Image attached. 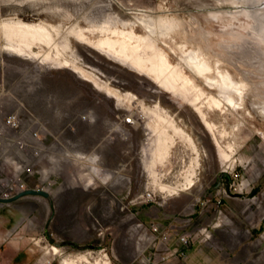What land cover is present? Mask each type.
Segmentation results:
<instances>
[{"label":"rangeland","instance_id":"1","mask_svg":"<svg viewBox=\"0 0 264 264\" xmlns=\"http://www.w3.org/2000/svg\"><path fill=\"white\" fill-rule=\"evenodd\" d=\"M249 5L246 9L217 0H0V21L43 23L49 30L53 26L50 32L58 48L66 45L63 58L120 95L117 100L97 90L71 66L54 68L12 55L0 35V128L13 112L22 122L21 131L5 130L0 135V181L21 180L49 194L48 199L30 196L0 208L24 212L29 219L10 240L23 237L50 248L77 245L72 247L76 257L60 252L53 256L49 248L52 264L63 260L88 264L80 255L89 263L137 264L142 231L138 224L155 219L176 235H189L187 260L178 264H194L191 254L199 257L196 264H264V113L258 108L264 98V74L252 73L245 79L232 56L217 48L235 40L236 33L246 36L242 27L246 18L240 14L231 19L230 14L261 11L256 4ZM218 13L226 19H214ZM78 31L92 41L116 39L120 31L147 37L150 31L148 38L172 64H183L180 47L202 48L212 55L211 63L221 58V67L235 82L244 80L243 101L233 94L234 104L221 110L202 105L214 139L186 95L166 92L144 72L83 43L76 37ZM185 72L209 91L189 69ZM156 111L173 120L198 150L193 185L173 195L160 193L157 183H183L182 174L194 154L186 142L174 137L167 155L156 159L151 134ZM129 116L135 125L125 122ZM33 131H38V139L31 138ZM166 132L172 135L170 129ZM219 150L229 155L228 162L222 161ZM27 167L32 173L24 171ZM146 194L154 201H145L141 196ZM21 218L17 217L18 223ZM79 227L87 232L82 242L68 235ZM203 228L210 231L209 239L200 235ZM18 262L31 264L27 257Z\"/></svg>","mask_w":264,"mask_h":264},{"label":"bare ground","instance_id":"2","mask_svg":"<svg viewBox=\"0 0 264 264\" xmlns=\"http://www.w3.org/2000/svg\"><path fill=\"white\" fill-rule=\"evenodd\" d=\"M217 1L221 3L227 2L228 4L230 3L233 5L242 4L246 9L248 8L247 4L251 5H249V8H253V5L256 4L254 7L261 10L260 12H257L256 10H244L230 14V16H232L231 19H237V16L240 14L246 18L245 24L242 27L247 30V34L246 36H240L236 33L233 35L235 40L227 41L226 44L219 43L217 48H220L223 51L225 50L230 56H232V61L239 64V68L237 69H239V72H241V75L244 76L245 79L252 73H257L259 75L264 74V0ZM218 16H221V20L226 19L220 13L214 15V19ZM151 21L152 20L150 19V22ZM228 21L230 22V19H228ZM161 22L163 23V21H160L159 23ZM141 23L145 24V21L142 20ZM47 27L48 26L43 23L4 20L0 21V35L4 37L6 41L5 48L12 55L21 57L25 60H36L39 65L50 63L51 67L54 68L71 66L72 68L70 67V69H72L73 72L77 73L84 80L90 82L97 90H103L113 98L120 100V95L108 87L104 81L99 80L80 66L78 67V65H75L72 61L63 58L64 55L62 54V51L66 45L61 43L59 49L58 44L53 40L54 35L52 36V32H50V30L53 31L54 27L51 26L50 30ZM165 27L169 28V25ZM117 33L118 38L116 39L104 37L97 41H92L87 38L81 31L76 33V37L90 47L98 49L103 53H107L113 59L126 62L130 67L144 72L166 92L186 95L188 104L197 113L203 126L214 136L215 139L213 125L208 122L201 107L202 105H205L208 108L221 110L224 105L228 106L234 104V98H232L233 94H236L237 97L243 101L246 88V84L243 82L244 80H241L238 83L235 82L229 71L221 67V64L223 63L220 60L221 58L216 59L215 57V61H212L213 63H211L210 59L212 58V55L209 57L204 50H201L202 48H194V46L191 45L193 46V49L188 47L190 50L185 51L179 46L181 48V53L184 55V58H181L182 60L180 59L183 64H172L162 49H160L159 46L157 47L154 42L150 41L151 39L148 38L150 31L147 37L135 36L132 31H120ZM191 42L189 43L191 44ZM219 56L217 55V57ZM236 64H234L235 67ZM186 68L191 71L195 78L201 79L204 87H207L209 91H205L203 87L201 88L197 86L195 84L196 82L194 83V80L186 74ZM212 90L216 92L214 93ZM258 108H260L261 113H264V98L262 97ZM153 117L156 118V123L152 127L151 134H155V156L157 160H160L167 155L169 148L174 143V137L186 142L194 154V158L192 159V162H190L191 164L182 174L183 183L177 185H165L158 182L156 185L160 193H166L167 195L177 194L178 191L190 188L194 183L193 178H195V169L198 167V150L192 139L181 128L175 125L173 120L163 117V115L159 114L157 111ZM166 128L171 130L172 135H169L166 132ZM219 154L223 162H228L229 155L220 150ZM50 249L53 254L59 252L56 247L51 246ZM78 258L88 264H110L108 260H105L102 263H99L98 261L89 263L84 255H80ZM64 264H75V261H64Z\"/></svg>","mask_w":264,"mask_h":264},{"label":"built area","instance_id":"3","mask_svg":"<svg viewBox=\"0 0 264 264\" xmlns=\"http://www.w3.org/2000/svg\"><path fill=\"white\" fill-rule=\"evenodd\" d=\"M85 118V117H83ZM125 122L128 125H135V120L133 116H129L124 118ZM5 130L19 132L22 130V122L21 118L16 112L8 114L2 122L0 128V135L4 133ZM39 133L38 131L31 132L32 139H38ZM21 143V142H20ZM27 173H32L31 168L27 167L25 170ZM27 189H39L38 186L34 188H30L24 185L21 180H17V182H1L0 181V200H6L14 197L20 192ZM145 201H154V197L150 194H146V196H141ZM10 204H5L0 202V208L9 206ZM141 227V230L145 231L146 229L149 231L150 236L147 237L149 241V247H143L142 242L144 238L139 236V244L140 248L138 250V255L135 258V262L137 264H167L172 257H176L179 259L186 258V250L190 246V238L187 234H179L176 237L177 244L174 246L169 245V230L168 228L163 227L158 223H150L145 225L143 223L138 224ZM200 235L205 236V239H209L211 233L207 228H203L199 231ZM101 252H104L105 256H107L105 248H101ZM92 251H89L87 254L90 255ZM108 259V258H107Z\"/></svg>","mask_w":264,"mask_h":264},{"label":"crops","instance_id":"4","mask_svg":"<svg viewBox=\"0 0 264 264\" xmlns=\"http://www.w3.org/2000/svg\"><path fill=\"white\" fill-rule=\"evenodd\" d=\"M30 197V196H27ZM33 197V196H32ZM39 197V196H36ZM26 197L20 198L24 199ZM41 199H44L43 197H40ZM17 200V201H19ZM15 201V202H17ZM177 202L180 201L178 198L176 200ZM15 202L11 203L14 204ZM10 204V205H11ZM22 216L20 219V223L17 222V217ZM151 219V218H150ZM28 216H25L24 212H11L9 210L0 211V264H19V259L21 257H24L31 260V264H52L53 263V257L49 256V253L51 252L49 250L50 246L45 245H38L37 242H28L27 240H23L20 238V240L11 239L10 236L14 235L15 233L20 234L24 227H26V222L28 221ZM148 222L142 221L141 223L148 225L155 221L153 220H147ZM159 223L163 227L168 228L169 230V245L174 246L177 244L176 237L177 235L173 232L171 227H168L164 225L161 221L156 220L153 223ZM16 223V224H15ZM18 223V224H17ZM25 225V226H24ZM81 225V224H80ZM65 234V233H64ZM84 234H87L85 230H82V228L74 229L71 232H68L69 238L74 241L82 242L86 238ZM141 237L144 238L142 245L143 247H149V241L147 240V237L150 236L149 231L146 229L145 231H141ZM139 234V236H140ZM175 234V235H174ZM138 236V240H139ZM175 237V238H174ZM44 237H39V241L41 240V244H43ZM31 241H34L33 237H30ZM76 244H72L68 247H59V252L63 254H67L69 257H76L77 254L73 252L72 247H76ZM68 249L72 250V252H69ZM149 250L151 248L149 247ZM58 252V253H59ZM52 253V252H51ZM53 256L56 254H52ZM192 260L194 261V264H196V261L199 260V257L197 254H191ZM188 257V249L186 250V258L179 259L176 257H172L167 264H178L179 262H185ZM64 264V261L62 262ZM61 262H57V264H62Z\"/></svg>","mask_w":264,"mask_h":264},{"label":"water","instance_id":"5","mask_svg":"<svg viewBox=\"0 0 264 264\" xmlns=\"http://www.w3.org/2000/svg\"><path fill=\"white\" fill-rule=\"evenodd\" d=\"M27 196H39L43 198H48L49 194L44 190L27 189V190L20 192L19 194L15 195L14 197L10 199L0 200V202L5 203V204H11L19 200L20 198L27 197Z\"/></svg>","mask_w":264,"mask_h":264},{"label":"flooded vegetation","instance_id":"6","mask_svg":"<svg viewBox=\"0 0 264 264\" xmlns=\"http://www.w3.org/2000/svg\"><path fill=\"white\" fill-rule=\"evenodd\" d=\"M48 198H45V199H48ZM53 217H54L53 215L50 216L49 220L47 221V225H48V223H50L52 221Z\"/></svg>","mask_w":264,"mask_h":264}]
</instances>
